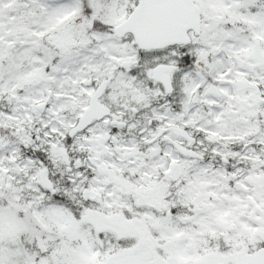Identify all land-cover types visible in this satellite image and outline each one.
Instances as JSON below:
<instances>
[{
  "label": "rangeland",
  "instance_id": "1",
  "mask_svg": "<svg viewBox=\"0 0 264 264\" xmlns=\"http://www.w3.org/2000/svg\"><path fill=\"white\" fill-rule=\"evenodd\" d=\"M194 1L200 32L187 46L139 53L130 35L111 30L135 0H0V264H230L239 250L255 252L264 232L263 206L255 213L262 223L251 213L260 183L230 180L223 148L218 171L210 142H199L209 160L185 161L145 145L151 132L138 135L149 119L180 113L212 140V129L230 121L231 77L246 69V35L264 39V0ZM160 62L178 65L169 95L150 78ZM103 80L99 103L115 116L69 138ZM209 83L221 99L206 93ZM43 167L51 192L90 189L102 200L73 212L40 185Z\"/></svg>",
  "mask_w": 264,
  "mask_h": 264
},
{
  "label": "flooded vegetation",
  "instance_id": "2",
  "mask_svg": "<svg viewBox=\"0 0 264 264\" xmlns=\"http://www.w3.org/2000/svg\"><path fill=\"white\" fill-rule=\"evenodd\" d=\"M252 34L248 33L246 35L250 45L249 51L244 54L246 69L240 74L231 77L229 98H226L227 105L223 106L224 108L229 107L227 115H229L228 120L230 121L227 122L225 129H218V127L212 129L213 135L211 140L208 136L203 135L201 131L190 129L184 123L185 118L182 115L180 116L179 113L173 121H166L164 119V121L160 122L157 119H149L142 130H139L138 135L147 131L151 132L152 136L142 139V142L145 144L147 139H154V141L149 145H145L159 146L158 156L164 154V148H168L179 160L185 161L189 157L180 154L174 143L185 149H192L200 153L202 156L200 161H204L209 160V157L205 153V146H201L199 142L200 140H204L206 144L210 142L217 153L213 161L216 163L215 168L218 171L220 170V158L223 157L220 156L221 149L223 148L228 154V160L223 159V163H228V166L224 167V173L228 174L230 180H236L238 183H241L240 179L246 175L247 182L255 185L254 187H257V184L260 183L259 192L255 195V198L260 202L259 204L252 205L251 213L253 215V222L262 223V220L255 216V213L261 214L264 208V39L260 35L255 36ZM255 44H259L261 52L259 58L252 57ZM212 84L216 90L214 95L221 99L222 92L218 90L216 84ZM220 105H222L221 101L216 105L215 113L217 115L222 111ZM168 116L172 118L170 113ZM139 124L141 125L142 121H139ZM173 127L186 130L195 138V141L189 142L186 137L174 131ZM159 129H163V131L160 137H156ZM225 136H227V140L223 138ZM169 159L168 156L166 161ZM258 171H262V176L257 173ZM236 193L238 195L249 194L250 190L247 189L244 192L239 190ZM82 194L87 198L84 192ZM142 198H145V195H142ZM237 201H239L238 198ZM257 237L260 243L255 251L264 247V232L257 231Z\"/></svg>",
  "mask_w": 264,
  "mask_h": 264
},
{
  "label": "water",
  "instance_id": "3",
  "mask_svg": "<svg viewBox=\"0 0 264 264\" xmlns=\"http://www.w3.org/2000/svg\"><path fill=\"white\" fill-rule=\"evenodd\" d=\"M200 21L199 7L194 3V0H137L129 15L115 25L112 31L117 38L130 34L136 46L141 50L159 49L170 45L188 44L191 40L189 31L197 35L200 31ZM260 56L259 44H255L252 57L259 58ZM129 65L128 60H124L120 64L122 68H128ZM175 68L176 66L171 64H158L152 69V79L160 82L166 93H170L173 89L168 73ZM105 86L106 81H103L90 96L88 106L83 109L76 124L68 130V137H73L84 130L94 119L100 120L109 114V109L98 103ZM207 91L214 92L215 89L210 85ZM37 108L42 110L44 103L38 104ZM175 130L190 141L194 140L185 130L179 128H175ZM162 131L163 129H159L157 136H160ZM152 141L154 139L146 142L151 143ZM179 149L184 155L200 156L192 150L181 147ZM94 159L97 160V158ZM39 180L41 186L46 189L52 186L47 177V168L39 171ZM88 197L91 201L97 202L101 196L95 191H89ZM234 228V224H231L228 229L233 231ZM234 264H264V248L259 249L251 256L239 251L235 255Z\"/></svg>",
  "mask_w": 264,
  "mask_h": 264
},
{
  "label": "trees",
  "instance_id": "4",
  "mask_svg": "<svg viewBox=\"0 0 264 264\" xmlns=\"http://www.w3.org/2000/svg\"><path fill=\"white\" fill-rule=\"evenodd\" d=\"M98 23V22H96ZM99 28H101V26H99ZM98 28V29H99ZM183 47H179V49H182ZM139 53H143L142 51L140 50H137ZM72 161H74V158L72 157L71 155V158L69 159L68 162H71V165H75V162L72 163ZM44 163V162H43ZM42 163V164H43ZM76 168L78 169H84L83 166H80V167H73V170H75ZM62 184L65 186V187H68L71 189V187H73V182H68V180L64 177V179L62 180ZM47 193L50 195V197L53 199V200H59V201H62L63 203H65L68 207H70L73 212H77V211H84L85 209L88 211L90 210V208L94 205V204H91L88 202L87 199H85L80 193H79V196H80V199L78 197H67L65 196V194L63 193V191L61 190L59 193L57 192H54V191H50V190H47Z\"/></svg>",
  "mask_w": 264,
  "mask_h": 264
}]
</instances>
